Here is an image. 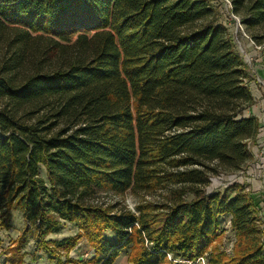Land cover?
<instances>
[{
	"label": "trees",
	"instance_id": "1",
	"mask_svg": "<svg viewBox=\"0 0 264 264\" xmlns=\"http://www.w3.org/2000/svg\"><path fill=\"white\" fill-rule=\"evenodd\" d=\"M232 4L264 46V0ZM216 13L209 0H0L5 221L20 210L42 235L76 222L95 251L81 264H114L136 242L152 245L133 263L171 264L205 256L229 215L233 255L212 250L208 264H264L261 209L247 193L205 190L212 174L245 168L261 131L245 62ZM168 185L171 203L136 212L86 202L98 189ZM15 249L9 259L24 264Z\"/></svg>",
	"mask_w": 264,
	"mask_h": 264
},
{
	"label": "rangeland",
	"instance_id": "2",
	"mask_svg": "<svg viewBox=\"0 0 264 264\" xmlns=\"http://www.w3.org/2000/svg\"><path fill=\"white\" fill-rule=\"evenodd\" d=\"M209 2L217 11V19L227 27L236 49L245 62L248 72L247 84L254 97L252 113L260 119L261 131L257 139L250 144L253 158L245 168L236 173L219 172L212 174L210 183L205 190L207 193H212L225 191L229 188L230 195H235L236 192L247 193L249 200L256 204L257 208H260L262 214H264V74L259 71L260 67L264 68V47L257 49L249 44L250 42L244 31L238 26L237 20L233 18L230 7L228 8L221 0H209ZM246 31L248 34H254L251 30ZM40 175L45 181H48L47 171L43 165L40 168ZM234 187H236V190ZM172 188L174 189V185H168L149 193L129 191L125 196H118L109 190L98 189L95 197L86 202L102 204L104 207L116 205L115 208H110L114 211L126 207L128 210L136 212L139 205L171 203L170 191H172ZM192 197L189 194L186 199H192ZM258 219L262 220L261 214ZM60 221L61 224L57 231L42 235L38 228L30 227L20 210L13 209L8 222L0 215V264H15L9 259L16 252V249L11 251L15 246L21 249L19 254L23 257L24 264H59V260L66 262V264H77V262L81 264L87 259H91L95 252L94 247L87 239L81 226L74 221ZM219 227L220 236L209 252L203 256L204 259L189 260L174 258L169 255L168 259L171 264H208L209 253L215 249L232 256L236 234L229 215L220 218ZM77 235L79 237L78 243L67 252L62 244L67 239ZM103 235L111 239L116 236L112 230L108 229L103 231ZM261 243L264 251V229ZM146 244L147 242L145 244L136 242L133 246L122 249L114 264H135L130 260V256L140 251ZM68 258L73 259L74 262H69Z\"/></svg>",
	"mask_w": 264,
	"mask_h": 264
},
{
	"label": "built area",
	"instance_id": "3",
	"mask_svg": "<svg viewBox=\"0 0 264 264\" xmlns=\"http://www.w3.org/2000/svg\"><path fill=\"white\" fill-rule=\"evenodd\" d=\"M226 6H228V8L230 9V11H231V13H232V16H233V18L234 19H236L237 20V23H238V26L241 28V30L242 31H244V34H245V36H246V38L249 40V44L250 45H253V46H255L257 49H261V48H263L264 46H262V45H257L256 43H255V41L245 32V30H244V27H243V23H242V21H241V18L238 16V15H236L234 12H233V4H232V0H221ZM261 217V216H260ZM260 221V223H261V227L264 229V214H262V220H259ZM201 259H204V257H201L199 260H201Z\"/></svg>",
	"mask_w": 264,
	"mask_h": 264
},
{
	"label": "crops",
	"instance_id": "4",
	"mask_svg": "<svg viewBox=\"0 0 264 264\" xmlns=\"http://www.w3.org/2000/svg\"><path fill=\"white\" fill-rule=\"evenodd\" d=\"M259 71L264 74V68H259Z\"/></svg>",
	"mask_w": 264,
	"mask_h": 264
}]
</instances>
